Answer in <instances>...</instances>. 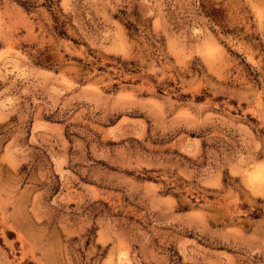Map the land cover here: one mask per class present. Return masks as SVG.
Listing matches in <instances>:
<instances>
[{
	"label": "rangeland",
	"instance_id": "obj_1",
	"mask_svg": "<svg viewBox=\"0 0 264 264\" xmlns=\"http://www.w3.org/2000/svg\"><path fill=\"white\" fill-rule=\"evenodd\" d=\"M0 264H264V0H0Z\"/></svg>",
	"mask_w": 264,
	"mask_h": 264
},
{
	"label": "bare ground",
	"instance_id": "obj_2",
	"mask_svg": "<svg viewBox=\"0 0 264 264\" xmlns=\"http://www.w3.org/2000/svg\"><path fill=\"white\" fill-rule=\"evenodd\" d=\"M251 176H253V175H251Z\"/></svg>",
	"mask_w": 264,
	"mask_h": 264
}]
</instances>
